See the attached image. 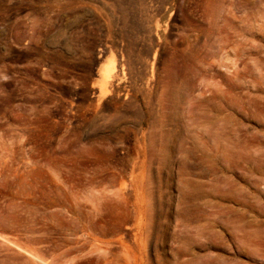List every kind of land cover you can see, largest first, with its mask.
I'll list each match as a JSON object with an SVG mask.
<instances>
[{"label": "rangeland", "instance_id": "1", "mask_svg": "<svg viewBox=\"0 0 264 264\" xmlns=\"http://www.w3.org/2000/svg\"><path fill=\"white\" fill-rule=\"evenodd\" d=\"M0 236V264H264V0H0Z\"/></svg>", "mask_w": 264, "mask_h": 264}, {"label": "bare ground", "instance_id": "2", "mask_svg": "<svg viewBox=\"0 0 264 264\" xmlns=\"http://www.w3.org/2000/svg\"><path fill=\"white\" fill-rule=\"evenodd\" d=\"M110 78H111V77H110ZM1 235H2V234H1ZM0 237H1V236H0ZM6 241H8V240H6ZM15 246H16V245H15ZM17 247H18V246H17ZM19 247H20V246H19ZM20 248H21V250H22V249L25 248V247H23V248L20 247ZM24 251H25V249H24ZM26 251L28 252V255H29V253H30V255L35 256V257L38 256V257L40 258V255H38V252H34L33 249L31 250V248L28 249V250H26ZM38 257H37V258H38ZM40 259L43 260L44 258L41 257ZM45 260H46V259H45ZM38 261H39V259H38ZM40 261H41V260H40ZM42 262H45V261H42Z\"/></svg>", "mask_w": 264, "mask_h": 264}]
</instances>
